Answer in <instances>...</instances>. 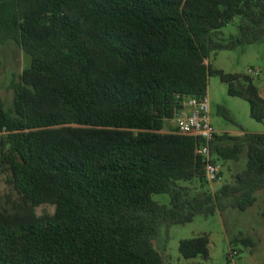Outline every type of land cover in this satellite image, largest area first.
Wrapping results in <instances>:
<instances>
[{
	"label": "trees",
	"instance_id": "1",
	"mask_svg": "<svg viewBox=\"0 0 264 264\" xmlns=\"http://www.w3.org/2000/svg\"><path fill=\"white\" fill-rule=\"evenodd\" d=\"M236 20L238 35L222 39ZM0 38L31 57L14 108L0 99V170L17 194L7 207L0 197V264H171L154 243L164 226L255 205L264 134L216 136L215 160L246 166L211 193L199 139L169 123L211 76L264 123L252 77L206 63L264 42V0H0ZM42 205L55 212L39 216ZM179 252L209 260V236Z\"/></svg>",
	"mask_w": 264,
	"mask_h": 264
},
{
	"label": "rangeland",
	"instance_id": "2",
	"mask_svg": "<svg viewBox=\"0 0 264 264\" xmlns=\"http://www.w3.org/2000/svg\"><path fill=\"white\" fill-rule=\"evenodd\" d=\"M238 35V20L222 29L221 38L229 40ZM0 99L7 110L14 108L13 81H18L23 71L31 66V57L17 43L5 44L0 38ZM227 74L249 75L264 97V42L225 50L213 54L206 63ZM210 120L217 131L232 135L244 133L264 134V123L251 117L250 104L243 98L229 95L227 84L218 76L209 78L208 92ZM174 128V121L169 123ZM165 132H169L165 129ZM223 181L210 185L211 193L218 192L225 184L234 182V176L244 170L245 160L221 163ZM10 173L0 170L1 204L7 207L9 199H16L17 194L8 183ZM154 199L164 205L170 204V197L165 194L154 195ZM55 207L42 205L37 208L39 216L52 215ZM210 239V259L186 260L179 252V243L200 235ZM250 239L248 245L240 240ZM155 246L171 264H264V189L257 194L254 206L245 212L227 209L212 216H198L192 222L174 226H164L161 235L155 240ZM236 251L237 255L231 258Z\"/></svg>",
	"mask_w": 264,
	"mask_h": 264
},
{
	"label": "built area",
	"instance_id": "3",
	"mask_svg": "<svg viewBox=\"0 0 264 264\" xmlns=\"http://www.w3.org/2000/svg\"><path fill=\"white\" fill-rule=\"evenodd\" d=\"M174 123L177 134L199 139L195 153L203 161L207 181L211 185L222 182L224 179L223 168L221 163L215 160L212 149V143L219 133L210 120L208 96L187 98L184 108L178 112ZM7 135L8 131L5 128H0V162L3 154L2 144ZM236 255L237 252L234 251L230 257L234 258Z\"/></svg>",
	"mask_w": 264,
	"mask_h": 264
},
{
	"label": "crops",
	"instance_id": "4",
	"mask_svg": "<svg viewBox=\"0 0 264 264\" xmlns=\"http://www.w3.org/2000/svg\"><path fill=\"white\" fill-rule=\"evenodd\" d=\"M218 133H219V134H222V133H228V132H226V131H225V132H220V131H218ZM229 134H230V133H229Z\"/></svg>",
	"mask_w": 264,
	"mask_h": 264
}]
</instances>
